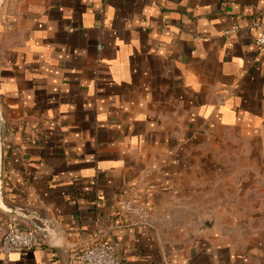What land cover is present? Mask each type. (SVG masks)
Returning a JSON list of instances; mask_svg holds the SVG:
<instances>
[{
  "label": "crops",
  "instance_id": "0c3cea01",
  "mask_svg": "<svg viewBox=\"0 0 264 264\" xmlns=\"http://www.w3.org/2000/svg\"><path fill=\"white\" fill-rule=\"evenodd\" d=\"M254 20L264 0H0V237L46 231L8 264H79L95 233L122 264H264Z\"/></svg>",
  "mask_w": 264,
  "mask_h": 264
},
{
  "label": "built area",
  "instance_id": "2783aa9c",
  "mask_svg": "<svg viewBox=\"0 0 264 264\" xmlns=\"http://www.w3.org/2000/svg\"><path fill=\"white\" fill-rule=\"evenodd\" d=\"M252 27L256 30V43L264 54V20H254ZM238 31L237 25L225 29L226 35ZM99 50L102 48L98 46ZM96 204L100 200L95 201ZM118 214L124 221L135 224L149 223L153 209L143 202L134 201L131 196L123 197L117 204ZM13 221V220H12ZM123 226V225H122ZM46 241L44 228L27 229L15 222H10L0 237V264H8L12 252H20L41 246ZM119 243L114 238H103L101 233H95L90 242L77 255L79 264H122L118 255Z\"/></svg>",
  "mask_w": 264,
  "mask_h": 264
},
{
  "label": "water",
  "instance_id": "95a60500",
  "mask_svg": "<svg viewBox=\"0 0 264 264\" xmlns=\"http://www.w3.org/2000/svg\"><path fill=\"white\" fill-rule=\"evenodd\" d=\"M209 224V226H212V224H210V223H208Z\"/></svg>",
  "mask_w": 264,
  "mask_h": 264
}]
</instances>
